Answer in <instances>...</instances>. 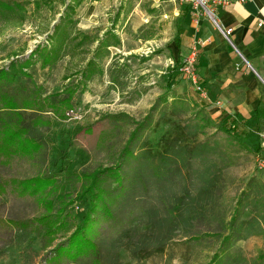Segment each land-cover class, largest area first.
<instances>
[{
    "label": "rangeland",
    "instance_id": "1",
    "mask_svg": "<svg viewBox=\"0 0 264 264\" xmlns=\"http://www.w3.org/2000/svg\"><path fill=\"white\" fill-rule=\"evenodd\" d=\"M21 1L26 7V18L22 24L0 21V67L6 66L13 57L26 56L36 44L45 42L63 8L58 0H53L52 6L39 9H35L31 0ZM75 15L77 29L100 36L110 28L120 36L121 46L108 48L109 55L100 58L102 74L94 75L87 82L86 90L72 99L74 105L64 112L62 119L49 114V125L38 126L34 131V135L44 142L43 153L34 158L14 156L7 164L0 163V183L4 178H23L47 170V167L49 170L48 162L51 164L55 160L58 165V148L65 147L67 170L53 169L52 172L65 196L73 197L88 183L96 167L113 164L135 126L134 121L143 119L157 97L166 92V86L172 90L168 94V102L160 104L153 112L151 125L141 134L153 149L160 148V138L172 131L174 121L180 120L168 111L173 92L189 101L197 98L200 103L205 100L214 105L224 104L196 72L197 59H201L202 40L192 35V27L199 26V20L204 18L222 34L205 8L180 0H86L77 7ZM95 44L71 49L51 69L40 68L36 63L30 70L32 77L46 92L60 90L65 82L63 75L76 77L75 70L82 67ZM149 46L155 50L146 53ZM192 46L197 48L194 81L181 72L170 79L168 69L177 57L181 58L179 63L183 62ZM147 55L150 58L143 61L142 56ZM234 68L250 69L241 57L234 62ZM113 71L123 74L122 88L112 85L110 75ZM164 109L166 111L162 115ZM205 110L215 121L223 119L211 115L208 106ZM191 114L188 111L185 117ZM257 116L243 117L245 123L237 127L233 136H228L220 128H209L197 136L201 142L214 144L219 141L216 152L207 156L211 161L221 160V153L227 158L225 168L213 169L219 174L218 187L210 194L215 204L212 207L205 204L211 200H207L210 195L204 196L203 208L191 223L181 225L174 232V241L167 243L162 254L136 260L121 247L117 257L120 263L207 264L222 248L223 237L231 232L234 241L220 255L218 264H264V192L256 197L260 199L256 210L252 204L253 191H264V168L259 164L264 158V112L261 111L259 118ZM160 117L164 120L154 125ZM205 161L204 157L195 158L190 162L191 169H181L182 173L186 170L191 173L194 192L204 184L201 172L204 164L207 165ZM152 171L150 168L142 171L140 182L133 189L127 184L122 189H114V200L121 201L119 208L114 209L115 217L111 220L99 218L94 224L97 230L95 238L104 253L108 254V244L117 238L121 228L128 226L132 212L136 214L132 225L141 236L149 238L151 244L156 243V238L166 235L164 218L168 217L167 208L173 203L174 193L180 194L183 183L179 178L190 182L176 171H173L170 181L163 175H152ZM11 189V186L4 185L0 191L1 218L27 220L42 213L44 208L36 197L18 196ZM237 205L240 206L239 213L232 220ZM73 210L76 211V206ZM156 222L160 224V232L155 228ZM241 222L248 231L242 229ZM242 234L247 236L241 238ZM51 245L31 227L20 230L0 223V264H40Z\"/></svg>",
    "mask_w": 264,
    "mask_h": 264
},
{
    "label": "trees",
    "instance_id": "2",
    "mask_svg": "<svg viewBox=\"0 0 264 264\" xmlns=\"http://www.w3.org/2000/svg\"><path fill=\"white\" fill-rule=\"evenodd\" d=\"M63 6L57 20L53 23L51 32L47 34L45 42L38 43L34 48L21 58L13 57L6 66L0 67V163L7 164L14 156L34 158L44 152V142L34 135L38 126L49 125V114L62 119L64 112L73 107L72 99L86 90V84L94 75L102 74L100 58L109 55L108 47H120V36L112 29H106L100 36L91 35L75 27L76 9L86 0H58ZM35 9L52 6L53 0H31ZM26 18V7L21 0H0V21L22 24ZM96 42L90 55L80 67L75 70L76 77L69 74L63 75V83L60 90L46 92L43 86L35 81L30 70L37 63L40 68L51 69L58 60L68 54L73 48H80L86 44ZM84 51H88L85 49ZM149 56H142L145 61ZM172 74L178 75L182 62L177 63ZM123 74L113 71L110 81L113 86L123 87ZM166 92L159 95L150 107L148 113L140 121H134L132 129L125 145L118 153L113 164L96 167L89 178L88 183L73 197L65 196L62 187L52 170L65 172L68 166L67 150L58 148L60 152L59 164L55 160L48 165L47 170H42L31 176L2 179L0 191L4 185L11 186V190L18 196H34L44 208L42 213L27 220L4 219L0 217V223L11 225L17 229L25 230L31 227L48 245L54 240L49 250L44 254L40 264H126L118 261V250L123 247L132 259L142 260L152 255L162 254L168 242L174 241L177 229L191 223L193 217L203 208L204 196H209L217 186L219 174L213 169L225 168L227 158L221 153V160L211 161L207 156L216 152L219 141L210 144L207 141H198L197 136L205 133L209 128L221 129L233 136L237 133V127L245 123V118L233 115L226 116L217 122L211 118L205 105L198 102L197 98L189 101L186 97L171 95L169 114L179 117L178 122H173L171 132L160 138V148L153 149L146 138L142 139L144 129L152 123V114L162 103L168 102V94L172 91L166 86ZM198 101H197V100ZM78 102V101H77ZM165 113V109L163 110ZM191 111V116L186 112ZM181 115L183 117H181ZM258 115V116H257ZM260 114H254V118ZM164 120V119H163ZM160 117L154 125L163 121ZM259 120V119H258ZM258 150H262L258 148ZM263 151V150H262ZM204 157V169L201 172L203 185L193 191L191 173L182 168L191 169V161ZM44 159V158H43ZM134 162V163H133ZM136 163V164H135ZM152 169L153 174L163 175L166 180H171L173 171H176L183 183L180 194L174 193L173 203L167 208L166 235L156 238V243L151 244L150 239L139 234L132 225L136 218L131 213L129 224L121 228L117 238L108 244V254L104 253L101 245L96 240L97 230L94 226L99 218L113 219L114 209L119 208L121 201L114 200L113 192L122 189L125 184L131 189L136 186L142 171ZM130 170V172H129ZM109 184L114 185L110 188ZM145 185V184H144ZM258 185V184H257ZM147 188V185H145ZM256 186V185H255ZM259 186V185H258ZM118 188V189H117ZM115 189V190H114ZM264 191H253L252 200L254 210L260 201ZM194 193V194H193ZM119 195V194H118ZM113 199V200H111ZM208 206L215 204V199L207 198ZM123 202V201H122ZM76 206V211L73 207ZM237 205L232 215V220L239 213ZM232 225H233V221ZM250 223V222H249ZM242 229L248 231V227L241 222ZM231 227V225H230ZM241 227V226H240ZM155 228L161 231L159 222ZM247 235L242 234L241 238ZM237 239V238H236ZM234 241L232 233L223 237V246L215 252L207 264H218L217 260L225 249ZM106 248V247H105ZM108 260H107V259Z\"/></svg>",
    "mask_w": 264,
    "mask_h": 264
},
{
    "label": "crops",
    "instance_id": "3",
    "mask_svg": "<svg viewBox=\"0 0 264 264\" xmlns=\"http://www.w3.org/2000/svg\"><path fill=\"white\" fill-rule=\"evenodd\" d=\"M212 9L215 19L211 18L212 22H217L221 28L231 27L232 33L228 43L204 18L199 20V26L191 29L192 35L202 40L201 59L195 63L198 77L206 80V85L215 91L216 98L224 103L214 105L204 100L202 104L208 106L216 119L234 114L243 117L261 114L264 112V0H230L214 4ZM260 21L262 24L258 25ZM154 50L149 46L146 53ZM147 56L149 59L150 55ZM240 57L250 69L234 68V62ZM180 59L177 57L168 69L170 79L177 76L172 71ZM194 79L191 77L192 81Z\"/></svg>",
    "mask_w": 264,
    "mask_h": 264
},
{
    "label": "built area",
    "instance_id": "4",
    "mask_svg": "<svg viewBox=\"0 0 264 264\" xmlns=\"http://www.w3.org/2000/svg\"><path fill=\"white\" fill-rule=\"evenodd\" d=\"M180 1H187L191 5H193L194 7L205 8V10L208 13V15L210 16V18H212L215 21V19L213 17V9H212L211 5H213V4H224L230 0H180ZM238 1L243 2L245 0H238ZM210 3H211V5H210ZM261 24H262V21H260L258 23V25H261ZM216 25L221 29V32H222V35L224 36V38L227 39L229 42H231L230 35L232 33V28L231 27L221 28L217 24V22H216ZM196 53H197L196 46H192L188 56L182 62L183 64L178 68L179 72H181L182 74L191 76L192 78H195V71H194L193 66L195 63ZM198 89H200V88L198 87ZM263 136H264V134H263ZM259 164L264 168V158L260 160Z\"/></svg>",
    "mask_w": 264,
    "mask_h": 264
}]
</instances>
